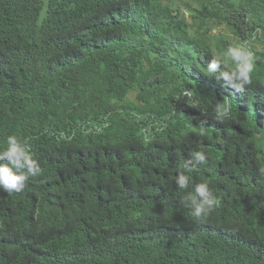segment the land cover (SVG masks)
Returning a JSON list of instances; mask_svg holds the SVG:
<instances>
[{
	"label": "trees",
	"instance_id": "trees-1",
	"mask_svg": "<svg viewBox=\"0 0 264 264\" xmlns=\"http://www.w3.org/2000/svg\"><path fill=\"white\" fill-rule=\"evenodd\" d=\"M246 40L255 68L238 93L205 68ZM258 45L264 0H0V146L28 138L41 167L0 190V264H264ZM184 88L209 106L203 131ZM194 149L208 163L187 172ZM180 171L219 199L202 222L180 204Z\"/></svg>",
	"mask_w": 264,
	"mask_h": 264
},
{
	"label": "clouds",
	"instance_id": "clouds-1",
	"mask_svg": "<svg viewBox=\"0 0 264 264\" xmlns=\"http://www.w3.org/2000/svg\"><path fill=\"white\" fill-rule=\"evenodd\" d=\"M250 42L243 41L229 45L221 56L213 55L205 68L210 77H214L222 86L238 93H244L251 84V74L255 68V57L250 50ZM201 110L205 117L199 122L201 131L208 123L209 106L201 105L192 90L184 88L179 99ZM232 101L223 97L211 110V118L220 123L230 119ZM145 142L150 138L145 136ZM208 155L202 150H190L182 167L191 172L208 163ZM41 173L39 161L35 158L30 140L26 137L11 134L6 137V146H0V190L9 194L22 192L30 179ZM175 187L182 191L180 204L190 210V215L197 221H203L211 215L219 204V199L207 181L191 182V176L180 171L175 177Z\"/></svg>",
	"mask_w": 264,
	"mask_h": 264
},
{
	"label": "rangeland",
	"instance_id": "rangeland-1",
	"mask_svg": "<svg viewBox=\"0 0 264 264\" xmlns=\"http://www.w3.org/2000/svg\"><path fill=\"white\" fill-rule=\"evenodd\" d=\"M258 48L263 49L264 47H263V45H258Z\"/></svg>",
	"mask_w": 264,
	"mask_h": 264
}]
</instances>
